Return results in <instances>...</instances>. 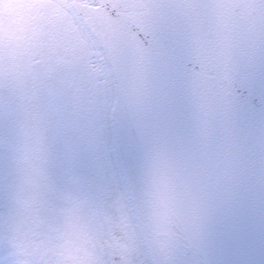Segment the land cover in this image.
<instances>
[{"label": "snow or ice", "instance_id": "6c2138e0", "mask_svg": "<svg viewBox=\"0 0 264 264\" xmlns=\"http://www.w3.org/2000/svg\"><path fill=\"white\" fill-rule=\"evenodd\" d=\"M0 264H264V0L0 2Z\"/></svg>", "mask_w": 264, "mask_h": 264}, {"label": "rangeland", "instance_id": "374dc122", "mask_svg": "<svg viewBox=\"0 0 264 264\" xmlns=\"http://www.w3.org/2000/svg\"><path fill=\"white\" fill-rule=\"evenodd\" d=\"M0 2H4V0H0Z\"/></svg>", "mask_w": 264, "mask_h": 264}]
</instances>
